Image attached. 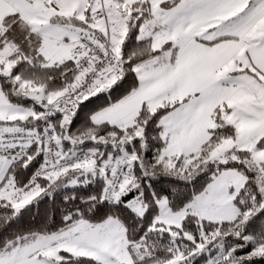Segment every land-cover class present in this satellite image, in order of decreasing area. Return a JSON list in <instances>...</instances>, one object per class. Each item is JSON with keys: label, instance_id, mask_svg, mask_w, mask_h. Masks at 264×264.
<instances>
[{"label": "snow or ice", "instance_id": "6c2138e0", "mask_svg": "<svg viewBox=\"0 0 264 264\" xmlns=\"http://www.w3.org/2000/svg\"><path fill=\"white\" fill-rule=\"evenodd\" d=\"M0 264H264V0H0Z\"/></svg>", "mask_w": 264, "mask_h": 264}]
</instances>
